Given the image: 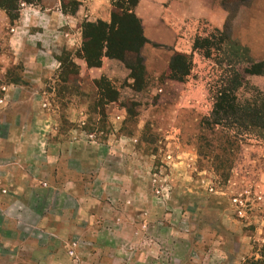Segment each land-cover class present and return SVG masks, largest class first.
<instances>
[{"label": "rangeland", "instance_id": "obj_1", "mask_svg": "<svg viewBox=\"0 0 264 264\" xmlns=\"http://www.w3.org/2000/svg\"><path fill=\"white\" fill-rule=\"evenodd\" d=\"M62 4L76 7L68 0ZM227 33L204 30L193 60L181 62L183 70L193 71L188 81L209 105L198 135L150 124L138 141H102L116 153L98 164L88 154L49 155L51 145L60 149L69 140H11L9 130L30 116L36 94L16 86L22 79L33 84L23 78L22 62L6 68L0 63V264H264V134L216 126L210 119L216 97L232 78L241 75L248 82L238 95L242 102L264 94L258 92H264V77L257 83L250 78V64L240 63L222 41ZM72 62L63 55L70 76L48 82L56 90L41 99L43 109L62 107L66 79L80 81ZM11 84L8 95L4 87ZM136 105L127 103L130 116L138 114ZM55 120L61 135L68 133L63 115ZM132 122L119 135L130 133ZM39 123L43 134L50 132L46 116ZM74 144L70 148L82 155L99 148ZM14 165L22 167L17 171ZM227 217L237 226L223 221Z\"/></svg>", "mask_w": 264, "mask_h": 264}, {"label": "crops", "instance_id": "obj_2", "mask_svg": "<svg viewBox=\"0 0 264 264\" xmlns=\"http://www.w3.org/2000/svg\"><path fill=\"white\" fill-rule=\"evenodd\" d=\"M68 1L74 2L76 7H64L62 0H32L22 5L20 17L14 23L0 9V63L6 68L22 62V76L33 84L25 85L22 79L16 86L22 92L32 87L31 91L36 94L30 103V116L21 118L15 131L9 130L11 140L31 142L40 137L49 142L69 140V144L60 149L51 145L49 155L52 156L64 158L88 154L98 164L108 153H116L102 141L120 138L138 141V135L150 124L177 126L181 130L188 128L198 135L202 120L209 116V105L204 104L206 97L199 87L188 81L192 70L183 79H176L171 76V69L178 54L193 60L192 56L199 50L195 46L196 39L206 29L214 32L227 29L229 45L233 42L245 50L250 60L264 64V0H139L132 10L140 21L145 39L141 49L144 72L139 79L120 60L108 57L105 50L100 66H89L86 59L87 25L111 27L113 0ZM64 54L78 66L80 81L74 84L66 79L62 107L43 104L46 107L43 109L41 99L56 90L48 89V82L62 74L70 76L62 63ZM251 77L257 83L264 77V72ZM12 85L4 87L8 95ZM247 86L244 84L241 90ZM258 92L264 93L259 88ZM129 101L136 102L138 114L130 116ZM60 114L70 124L68 133L63 135L56 128L55 118ZM44 116L48 128L51 127L46 134L38 126ZM130 117L133 120L131 132L119 135L120 130L128 126L127 122L132 121ZM70 141L73 145L81 141L97 143L99 148L97 151L86 150L82 155L79 150L70 148ZM14 167L19 171L22 165ZM100 167L101 172L105 170L101 164ZM223 221L237 226L230 217ZM257 231L260 234L262 229ZM29 264L44 263L31 261Z\"/></svg>", "mask_w": 264, "mask_h": 264}, {"label": "trees", "instance_id": "obj_3", "mask_svg": "<svg viewBox=\"0 0 264 264\" xmlns=\"http://www.w3.org/2000/svg\"><path fill=\"white\" fill-rule=\"evenodd\" d=\"M139 0H113V14L111 27L104 25L88 24L86 31L85 54L88 65L97 67L101 65V57L104 50L110 58L120 60L129 69L132 70L134 77L139 79L144 72V59L141 55V49L145 44L142 35L140 21L132 13ZM32 0H0V9L4 10L12 23L20 17V10L23 4H29ZM74 3V2H73ZM65 7V4H63ZM127 6V7H126ZM226 31H228L226 29ZM224 31V32H226ZM138 33L139 37L136 36ZM229 34V33H227ZM91 41V43L89 42ZM227 41L228 38L222 39ZM196 41V47L197 46ZM232 53L240 63L250 64L249 75L262 74L264 72L263 63H255L246 55L244 49L230 42ZM93 50H95L93 52ZM135 56L136 62L131 63L128 58ZM191 59L188 56L178 54L172 64L171 76L176 79H183L190 73V69L183 70L181 62ZM139 63V64H138ZM142 71V72H141ZM139 72H141L139 74ZM141 75V76H140ZM230 88L223 89L216 97L210 119L214 120L213 125L221 126L230 124L236 125L239 130H248L249 128L259 129L264 134V94H259V98L247 104L242 102L239 92L242 86L248 85V82L241 77L232 78ZM228 81V82H229ZM209 121V119H207ZM209 124H212L210 122Z\"/></svg>", "mask_w": 264, "mask_h": 264}]
</instances>
